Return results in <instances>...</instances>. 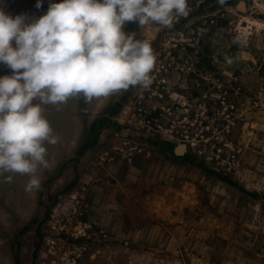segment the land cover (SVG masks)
Instances as JSON below:
<instances>
[{
	"label": "rangeland",
	"instance_id": "374dc122",
	"mask_svg": "<svg viewBox=\"0 0 264 264\" xmlns=\"http://www.w3.org/2000/svg\"><path fill=\"white\" fill-rule=\"evenodd\" d=\"M59 2L0 11L30 23ZM187 11L170 28L124 26L153 51L147 89L41 105L58 142L38 189L0 175V264H264V0Z\"/></svg>",
	"mask_w": 264,
	"mask_h": 264
},
{
	"label": "clouds",
	"instance_id": "9594fccd",
	"mask_svg": "<svg viewBox=\"0 0 264 264\" xmlns=\"http://www.w3.org/2000/svg\"><path fill=\"white\" fill-rule=\"evenodd\" d=\"M187 14V0H61L30 23L0 11V63L12 71L0 77V175L27 174L26 190L38 189V167L49 166L44 144L58 142L41 105L81 94L91 102L138 85L147 89L153 51L124 26L170 28L174 16Z\"/></svg>",
	"mask_w": 264,
	"mask_h": 264
},
{
	"label": "built area",
	"instance_id": "2783aa9c",
	"mask_svg": "<svg viewBox=\"0 0 264 264\" xmlns=\"http://www.w3.org/2000/svg\"><path fill=\"white\" fill-rule=\"evenodd\" d=\"M198 121V119H197ZM196 122V121H195ZM77 211L76 209L74 208V214L76 215ZM56 217V220L60 225V228L61 227H65L66 225H71V229H72V237L75 235L76 237H79L80 236H85L86 235V232H87V228L89 227L88 224H84L83 222H80V221H77L75 220L76 222L74 223V217H71V218H68V219H64L62 216H59L57 214ZM66 224V225H65ZM81 228V229H79ZM63 230V228H62ZM80 235V236H79Z\"/></svg>",
	"mask_w": 264,
	"mask_h": 264
},
{
	"label": "trees",
	"instance_id": "16d2710c",
	"mask_svg": "<svg viewBox=\"0 0 264 264\" xmlns=\"http://www.w3.org/2000/svg\"><path fill=\"white\" fill-rule=\"evenodd\" d=\"M186 160H190L189 158H185ZM228 183L232 184L231 182H229L228 180H226Z\"/></svg>",
	"mask_w": 264,
	"mask_h": 264
},
{
	"label": "water",
	"instance_id": "95a60500",
	"mask_svg": "<svg viewBox=\"0 0 264 264\" xmlns=\"http://www.w3.org/2000/svg\"><path fill=\"white\" fill-rule=\"evenodd\" d=\"M176 152L180 153V151H178V148H177Z\"/></svg>",
	"mask_w": 264,
	"mask_h": 264
},
{
	"label": "bare ground",
	"instance_id": "6f19581e",
	"mask_svg": "<svg viewBox=\"0 0 264 264\" xmlns=\"http://www.w3.org/2000/svg\"><path fill=\"white\" fill-rule=\"evenodd\" d=\"M178 150H179V148H178ZM80 229V228H79Z\"/></svg>",
	"mask_w": 264,
	"mask_h": 264
}]
</instances>
